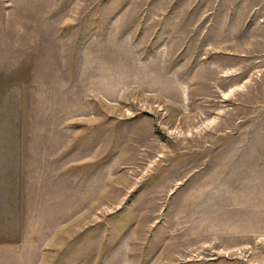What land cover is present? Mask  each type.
I'll list each match as a JSON object with an SVG mask.
<instances>
[{"label":"rangeland","instance_id":"1","mask_svg":"<svg viewBox=\"0 0 264 264\" xmlns=\"http://www.w3.org/2000/svg\"><path fill=\"white\" fill-rule=\"evenodd\" d=\"M0 264H264V0H0Z\"/></svg>","mask_w":264,"mask_h":264}]
</instances>
